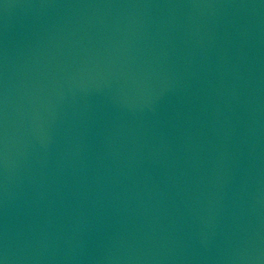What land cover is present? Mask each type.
I'll return each mask as SVG.
<instances>
[{
	"label": "water",
	"instance_id": "water-1",
	"mask_svg": "<svg viewBox=\"0 0 264 264\" xmlns=\"http://www.w3.org/2000/svg\"><path fill=\"white\" fill-rule=\"evenodd\" d=\"M0 264H264V0H0Z\"/></svg>",
	"mask_w": 264,
	"mask_h": 264
}]
</instances>
